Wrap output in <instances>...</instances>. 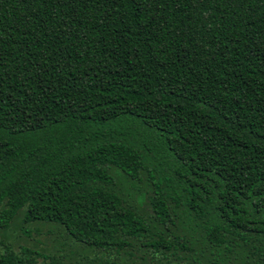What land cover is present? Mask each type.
<instances>
[{
	"label": "trees",
	"instance_id": "1",
	"mask_svg": "<svg viewBox=\"0 0 264 264\" xmlns=\"http://www.w3.org/2000/svg\"><path fill=\"white\" fill-rule=\"evenodd\" d=\"M0 264H264V0H0Z\"/></svg>",
	"mask_w": 264,
	"mask_h": 264
},
{
	"label": "rangeland",
	"instance_id": "2",
	"mask_svg": "<svg viewBox=\"0 0 264 264\" xmlns=\"http://www.w3.org/2000/svg\"><path fill=\"white\" fill-rule=\"evenodd\" d=\"M9 232H11V229H10V231ZM14 234V233H13ZM45 237H43V239H44ZM15 242H20V243H25V244H29L28 242H23L21 239H19V238H17V239H15Z\"/></svg>",
	"mask_w": 264,
	"mask_h": 264
}]
</instances>
